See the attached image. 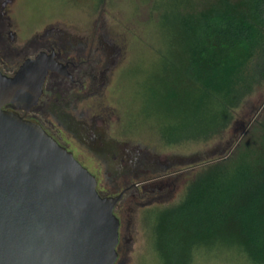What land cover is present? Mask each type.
<instances>
[{"label":"trees","instance_id":"trees-1","mask_svg":"<svg viewBox=\"0 0 264 264\" xmlns=\"http://www.w3.org/2000/svg\"><path fill=\"white\" fill-rule=\"evenodd\" d=\"M171 22L185 87L165 79L166 106L155 119L168 144L206 142L224 133L233 110L264 83V0H213ZM166 212L156 234L162 264H189L193 249L214 246L237 247L264 264V141L252 161L205 163Z\"/></svg>","mask_w":264,"mask_h":264},{"label":"rangeland","instance_id":"rangeland-1","mask_svg":"<svg viewBox=\"0 0 264 264\" xmlns=\"http://www.w3.org/2000/svg\"><path fill=\"white\" fill-rule=\"evenodd\" d=\"M212 1L17 0L9 7L8 19L2 22L3 31H9L13 36V41L8 40L11 45L6 48V53L13 51L14 59L18 60L35 50L37 46L27 43L47 27L78 35L98 28L104 31L109 43L116 49L117 64L111 75V84L102 98L103 107L112 110L105 111L108 121L103 127V136L124 141L130 147L146 149L160 159L171 155L202 154L208 149L227 147L224 155L204 159L190 169L180 171L181 167H176L175 170L180 173L169 180L175 188L169 198L145 210L140 208L130 213L133 241L124 264H162L156 249L157 226L164 220L168 221L167 212L162 210L182 201L187 185L205 163L223 156L252 161L263 147L264 83L233 110L232 121L220 136L206 142L168 144L160 135L159 122L155 118L166 106L162 97L165 79L170 86L185 87L177 74L181 49L171 18L177 14L198 12ZM177 75L178 80L175 79ZM65 122L66 117L62 120V123ZM83 163L91 168L89 162ZM96 177L100 184L106 180ZM189 264L254 263L237 247L214 246L193 249Z\"/></svg>","mask_w":264,"mask_h":264},{"label":"water","instance_id":"water-1","mask_svg":"<svg viewBox=\"0 0 264 264\" xmlns=\"http://www.w3.org/2000/svg\"><path fill=\"white\" fill-rule=\"evenodd\" d=\"M53 54L26 58L14 74L0 71V264H115L118 196H101L95 177L33 119ZM229 146V145H227ZM226 149L172 156L180 166Z\"/></svg>","mask_w":264,"mask_h":264},{"label":"flooded vegetation","instance_id":"flooded-vegetation-1","mask_svg":"<svg viewBox=\"0 0 264 264\" xmlns=\"http://www.w3.org/2000/svg\"><path fill=\"white\" fill-rule=\"evenodd\" d=\"M16 1L0 0V71L12 75L26 58L41 51L53 54L62 65L61 73H47L37 104L29 112L19 111V114L37 121L59 145L70 151L95 177L101 196L120 195L113 209L119 221L115 264H124L133 241L130 213L167 200L175 190L169 182L171 176L199 164L182 167L172 162L174 155L160 159L146 149L103 136L108 121L105 111L112 110L103 107L102 98L111 84L117 52L101 28L78 35L47 27L29 40L27 44L37 47L25 57L18 60L14 59L13 51L6 53L11 45L8 40L13 41V36L1 27L8 19L9 7ZM65 117L67 122L62 123ZM83 162H89L91 168ZM176 167H181L180 171ZM96 176L106 178L105 182L100 184Z\"/></svg>","mask_w":264,"mask_h":264}]
</instances>
